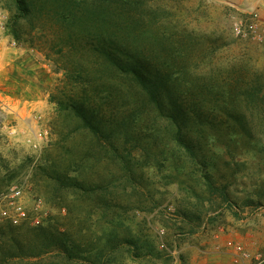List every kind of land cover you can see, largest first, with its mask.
I'll list each match as a JSON object with an SVG mask.
<instances>
[{
  "label": "rangeland",
  "instance_id": "374dc122",
  "mask_svg": "<svg viewBox=\"0 0 264 264\" xmlns=\"http://www.w3.org/2000/svg\"><path fill=\"white\" fill-rule=\"evenodd\" d=\"M249 1L254 2L27 0L26 11L21 12L14 0H0V91L12 100L15 110L0 118V194L19 183L24 205L40 219L38 224L32 220L18 225L0 222V264H230L224 246L228 239L241 242L249 251L251 260L244 264H255L258 254L264 258V149H252L240 135L228 133L227 137L224 128L207 132L214 139L227 140L229 148L210 141L201 152L210 159L206 170L213 185L227 186L228 202L219 197L207 199V182L198 173L194 178L170 176L183 165L176 151L153 146L146 156L142 154L141 146H148L145 141L166 143L163 133L140 142L135 136L131 141L120 136L118 147L131 153H121L122 163L141 167L148 176L134 192L128 190L125 199L135 207L146 200V206L152 207L150 212L128 211L124 225L129 226L133 244L110 248L107 233L123 235L105 223L112 214L103 216L101 208L93 207L80 190L60 187L52 178L53 171L67 168L70 179L101 185L111 173L118 175L121 163L91 155L92 135L73 124L77 123L74 119L66 122V110L52 100L63 98L62 90L69 93L68 70L76 66L79 76H84L92 60L85 49L68 42L71 33L98 37L111 29L118 37L129 36V44L152 64L161 61L163 69L180 72L173 98L202 101L212 107L214 118L227 120L243 111L230 105L244 99L240 81L264 75V32L242 37L234 31L251 12L258 14L264 26V0L248 10ZM115 23L120 27L114 28ZM183 87L193 88L189 96L179 90ZM37 105L43 109L37 111ZM27 116L36 117L40 127L47 129L46 140L36 141L24 119ZM236 155H241L243 163L232 159ZM189 184L205 196L200 199L208 209L191 233L180 214L198 202L186 195ZM41 228L69 235L68 258L56 249L28 256V247ZM140 234H148V248L141 247ZM23 248L27 250L24 255ZM216 255L220 258L210 262L209 257Z\"/></svg>",
  "mask_w": 264,
  "mask_h": 264
},
{
  "label": "trees",
  "instance_id": "16d2710c",
  "mask_svg": "<svg viewBox=\"0 0 264 264\" xmlns=\"http://www.w3.org/2000/svg\"><path fill=\"white\" fill-rule=\"evenodd\" d=\"M14 3L18 11H26L27 0H14ZM117 26L120 27L119 23L113 24L114 28ZM114 34L111 29L104 30L98 37H92L94 35L90 34L77 36L71 33L68 42L85 49L92 60L85 68L87 77L86 74L80 77L81 72L76 66L68 70L66 82L70 86L69 93L62 90L63 98H52L59 109L66 110L64 114L66 122L71 123L74 119L77 123L73 124H77L79 128L92 135L94 139L88 143L91 155L112 164L116 160L121 162L118 163L117 169L120 175L115 176L111 173L104 181L105 184L101 185L94 186L74 178L70 179L67 168L55 170L52 175L58 186L63 188L72 186L80 190L91 204L93 202V207L101 208L103 216H107V213L112 214L105 223L111 228L120 229L123 235L120 236L117 232L112 235L113 232L109 231L106 242L108 245L112 243L110 248L134 242L129 233V226L124 225L128 221V211L138 209L141 212H150L152 209L146 206V200L140 201L135 207L130 199H125L128 195L126 192L128 190L134 192L135 186L141 184L148 176L143 168L137 166L135 169L128 161L122 163L121 153L123 151L126 154L131 153L123 146L118 147L120 136L125 137L126 141H131L135 136L137 142H140L149 139L153 133L156 134L155 137H161L163 133L164 138H167L166 143L163 141L158 143L156 140L145 141L148 146H141L142 154L146 156L153 146H163L172 152L176 151V159L183 162L181 170L185 171L178 170L169 175H175L177 178L181 176L194 178L198 173V178L207 182L205 188L207 199L219 197L221 202H228L227 186H216L210 181L206 170L209 158L203 155L201 150L210 141L224 144L225 148H229L230 143L227 140L214 139L207 131L224 128L227 137L228 133L232 137L240 135L249 142L252 149L256 147L264 149V75H258L245 82L240 81L243 87L241 95L244 99L241 103H230L233 110L243 109L239 111L240 115H230L227 120L217 119L211 113L212 107H206L202 101L197 103L194 100L182 101L181 97L173 98L180 83L179 71L163 69L164 63L161 61L152 64L150 59L139 54V51L129 44V36L118 37ZM179 90L189 96L193 88L183 87ZM97 99L101 102H97ZM144 132H147V135ZM228 140L236 142L235 138ZM227 151L229 152L228 149ZM234 157L236 163H243L241 155L233 156V160ZM138 195L143 196L142 192ZM186 195L198 200L196 204H189L190 211H180L184 225L190 228L191 233L202 223L208 209L200 199L205 196L190 184L187 185ZM163 221L161 218L159 222ZM36 236L33 245L28 247L30 251L28 256H39L56 249L58 255L68 258L70 239L67 233H54L48 228H41L38 229ZM139 236L141 247L148 248V234ZM113 237L117 241H114ZM21 252L24 255L27 250L23 248Z\"/></svg>",
  "mask_w": 264,
  "mask_h": 264
},
{
  "label": "built area",
  "instance_id": "2783aa9c",
  "mask_svg": "<svg viewBox=\"0 0 264 264\" xmlns=\"http://www.w3.org/2000/svg\"><path fill=\"white\" fill-rule=\"evenodd\" d=\"M249 15L240 24L235 25L234 31L237 35L245 37L257 34L258 30L264 32V26L259 23L258 14L251 12ZM9 113H15L12 100L0 91V118L7 117ZM29 117L27 116L24 119L27 121V125L36 141L46 140L48 136L47 129L40 127L35 116V118ZM28 220H32L36 224L40 223L39 215H31L30 209L28 210L24 205L21 185L13 183L5 192L0 194V222L7 221L18 225ZM224 244L231 258L230 264H244L246 261L251 260L249 251L241 242L228 239ZM254 260L255 264H262L264 258L258 254L255 255Z\"/></svg>",
  "mask_w": 264,
  "mask_h": 264
},
{
  "label": "crops",
  "instance_id": "0c3cea01",
  "mask_svg": "<svg viewBox=\"0 0 264 264\" xmlns=\"http://www.w3.org/2000/svg\"><path fill=\"white\" fill-rule=\"evenodd\" d=\"M260 3H263V0H254V2H251V1H249L248 2V4H247V6H248V10H250L251 9V7H252V5H259ZM256 8V7H255ZM35 109L37 110V111H39V110H42L43 109V106H41V105H37V106H35ZM215 256V255H214ZM212 257V256H210L209 258V261L210 262H212L213 261V258H220L218 255H216V257ZM227 259H229V257L226 255L225 256Z\"/></svg>",
  "mask_w": 264,
  "mask_h": 264
}]
</instances>
